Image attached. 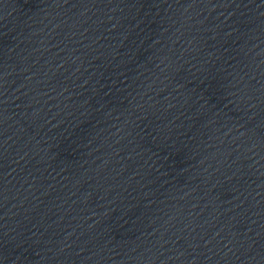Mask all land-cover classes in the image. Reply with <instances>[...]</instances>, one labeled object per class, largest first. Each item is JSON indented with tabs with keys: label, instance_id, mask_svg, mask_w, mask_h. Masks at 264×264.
Masks as SVG:
<instances>
[{
	"label": "water",
	"instance_id": "95a60500",
	"mask_svg": "<svg viewBox=\"0 0 264 264\" xmlns=\"http://www.w3.org/2000/svg\"><path fill=\"white\" fill-rule=\"evenodd\" d=\"M0 264H264V0H0Z\"/></svg>",
	"mask_w": 264,
	"mask_h": 264
}]
</instances>
